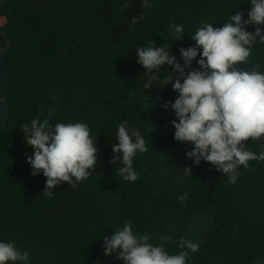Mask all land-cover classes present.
Here are the masks:
<instances>
[{
  "label": "trees",
  "instance_id": "trees-1",
  "mask_svg": "<svg viewBox=\"0 0 264 264\" xmlns=\"http://www.w3.org/2000/svg\"><path fill=\"white\" fill-rule=\"evenodd\" d=\"M150 3L144 8L142 0H10L0 14V31L12 42L4 85L9 114L0 134V240L28 251L29 264H123L115 253L104 254L103 235L128 221L170 254L188 251L187 264H264V161L241 166L235 184L211 162L196 166L186 157L192 145L174 139V110L162 107L178 93L155 81L143 89L146 69L135 56L151 42L179 56L181 47L195 45L191 33L199 26L220 27L231 12L247 19L252 5L249 0ZM173 23L184 26L183 39L174 41ZM6 44L0 34V48ZM257 66L264 72L259 41L248 60L237 64L240 70ZM36 117L52 124L85 123L99 148L90 176L75 187L63 182L53 196L43 193L46 177L33 175L27 162L34 148L24 142L20 127ZM123 121L138 128L149 146L134 158L135 182L123 180L122 165L112 163ZM245 143L249 150L264 151V137ZM184 167L192 173L186 175ZM181 239L198 242L199 251L181 248Z\"/></svg>",
  "mask_w": 264,
  "mask_h": 264
},
{
  "label": "clouds",
  "instance_id": "clouds-1",
  "mask_svg": "<svg viewBox=\"0 0 264 264\" xmlns=\"http://www.w3.org/2000/svg\"><path fill=\"white\" fill-rule=\"evenodd\" d=\"M249 3L252 7L247 19L243 12H231L220 27L207 22L199 26L191 33L195 45L181 47L179 56L155 42L135 50L138 64L146 69L143 89L154 87L155 81V86L171 85L178 93L174 102L166 101L162 107L175 112L176 119L170 122L174 139L192 145L186 157L196 166L211 162L232 184L241 166L247 168L250 160L264 161V151L249 150L245 143L249 138L255 141L264 137V72L258 70L259 66L250 70L237 67L248 60L257 41L264 44V0ZM142 7H151L150 0H142ZM137 22V18L132 19L133 24ZM248 25H254L255 30L249 31ZM170 28L174 41L183 39V25L173 23ZM194 61L198 67H193ZM165 66L170 67L166 70ZM20 128L24 142L34 148L27 158L32 174L42 172L46 177L45 195L53 196L63 182L75 187L96 169L99 148L87 124H52L49 118L36 117ZM115 140L112 163L122 165L118 172L123 180L137 181L134 158L149 150L144 135L123 121L117 126ZM182 170L186 175L192 173L191 167ZM187 195L179 199L184 201ZM150 239L147 234H138L128 221L111 236L103 235L102 246L106 256L115 253L123 264H187L188 251L170 254L163 244H153ZM180 246L193 253L200 247L198 242L186 239H181ZM8 262L29 264V252L22 251L15 241L0 240V264Z\"/></svg>",
  "mask_w": 264,
  "mask_h": 264
},
{
  "label": "water",
  "instance_id": "water-1",
  "mask_svg": "<svg viewBox=\"0 0 264 264\" xmlns=\"http://www.w3.org/2000/svg\"><path fill=\"white\" fill-rule=\"evenodd\" d=\"M10 0H0V14L8 6ZM7 39L5 47L0 48V134L4 130L9 114V104L4 94V85L6 76L9 73V64L7 61V53L11 48L12 42L10 35L7 32L0 31Z\"/></svg>",
  "mask_w": 264,
  "mask_h": 264
}]
</instances>
